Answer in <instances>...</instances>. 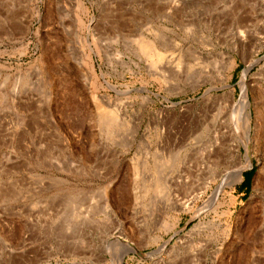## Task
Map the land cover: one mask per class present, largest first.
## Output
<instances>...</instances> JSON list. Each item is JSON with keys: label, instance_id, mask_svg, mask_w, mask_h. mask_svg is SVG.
Here are the masks:
<instances>
[{"label": "rangeland", "instance_id": "374dc122", "mask_svg": "<svg viewBox=\"0 0 264 264\" xmlns=\"http://www.w3.org/2000/svg\"><path fill=\"white\" fill-rule=\"evenodd\" d=\"M0 264H264V0H0Z\"/></svg>", "mask_w": 264, "mask_h": 264}, {"label": "bare ground", "instance_id": "6f19581e", "mask_svg": "<svg viewBox=\"0 0 264 264\" xmlns=\"http://www.w3.org/2000/svg\"><path fill=\"white\" fill-rule=\"evenodd\" d=\"M141 50L143 52V54L145 53L146 56L148 55L152 61V64H156L157 62L161 61L162 59L164 60L165 56H163V54L160 52V50L158 48L155 47L154 43L152 41H145L142 43L141 45ZM93 99L97 102V105H100L102 102L104 104H108V105H113L112 102L113 100L111 99L110 96H105V95H94ZM93 100V101H94ZM101 107V106H100ZM110 107V106H109ZM242 111L245 113V120H246V123L249 121H251V114H250V105H249V102H248V99L247 98H244V101L242 103ZM102 110V109H101ZM105 110V109H104ZM110 110V109H108ZM114 112V111H113ZM106 113L109 114V116L111 115L112 117L114 116L112 112H109L107 111ZM117 114H115L116 116ZM105 117H102L101 119H103ZM107 120V119H106ZM106 122V121H105ZM104 122V123H105ZM107 123V122H106ZM251 154L250 153H246V165L244 168L248 167L251 165V162H252V158L250 156ZM253 165V164H252ZM263 168V166L261 165V169ZM241 172L242 170L238 173L237 177H238V181H240L241 179ZM201 193V192H200ZM201 194L197 195L200 196ZM192 200H194V197L190 198L189 201L186 203V205L192 203Z\"/></svg>", "mask_w": 264, "mask_h": 264}, {"label": "trees", "instance_id": "16d2710c", "mask_svg": "<svg viewBox=\"0 0 264 264\" xmlns=\"http://www.w3.org/2000/svg\"><path fill=\"white\" fill-rule=\"evenodd\" d=\"M253 172H254V167H252V168H250V169H248L242 173L243 180L239 184L237 190H239L240 192H243L244 195H246L249 191L250 178H251ZM245 175H247V177H245Z\"/></svg>", "mask_w": 264, "mask_h": 264}]
</instances>
